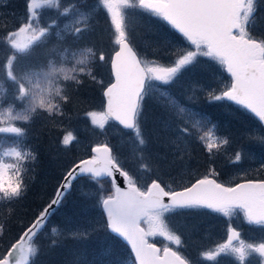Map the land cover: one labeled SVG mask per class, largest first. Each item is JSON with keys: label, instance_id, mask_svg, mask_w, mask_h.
I'll return each mask as SVG.
<instances>
[{"label": "snow or ice", "instance_id": "obj_1", "mask_svg": "<svg viewBox=\"0 0 264 264\" xmlns=\"http://www.w3.org/2000/svg\"><path fill=\"white\" fill-rule=\"evenodd\" d=\"M83 3L87 4V0ZM96 3L106 11L114 30L112 42L116 48L110 58L94 46L74 51L71 48L58 51L54 47L48 53H37V48L59 27L55 19L48 24L39 23L38 9L54 8L60 17L72 18L55 32L58 40H63L65 34L78 40L89 31L95 9L82 10L75 2L62 6L61 0H26L25 22L5 33L9 52L3 65L4 78L0 79V134L16 137L17 146L0 151V205L11 206L23 198L27 189L23 176L25 162L36 158L31 149L20 146L26 129L17 126V122H31L41 110L53 120L62 117L63 106L70 100L63 82L80 85L83 75L103 84L102 80L97 81L90 65L110 63L112 80L103 91L105 109L87 112V117L101 130L109 121L131 130L141 160L146 144L141 122L148 99L154 100L160 109L158 120L172 133L170 142L176 145L181 159L186 154L181 142H190L192 138L209 153L229 144L228 138L216 135L217 125L208 116L195 118L200 114L193 113L169 91L201 57L215 62L230 78L221 89L209 88L206 99L233 102L264 124V31H259L257 24L264 0H96ZM130 9L143 10L166 22L186 42L178 52L176 48L169 49L172 59L168 66L140 57L125 30V17ZM52 54L58 55L59 61L50 58ZM41 55L45 57L43 63L39 62ZM9 83L10 98L6 88ZM257 139L264 145V136ZM75 140L76 136L68 131L60 143L67 148ZM91 151L93 155L89 159L80 160L64 173L50 202L15 236L8 235L7 218L0 220V248L3 249L0 264H35L41 251L38 242L41 230L80 176L99 185L97 202L106 214L100 229L127 241L134 254L133 264H196L168 245L158 248L149 242V237L160 236L180 245L181 236L171 226V217L180 212L207 209L229 220L242 214L248 225L264 231V180L225 186L218 182L216 170L210 168L194 182L175 190L159 179L140 183L141 177L126 170L107 143L97 144ZM5 158H12L13 162H6ZM241 160L242 151H237L232 162ZM140 167L148 171L146 164ZM117 177L123 178L126 187L117 183ZM105 181L110 186L107 189ZM52 232L56 234L57 229L53 228ZM88 236L87 229L66 230V238L75 241H84ZM58 243L56 239L51 241L52 246ZM253 253L258 255L259 264H264V239L246 243L241 239V232L229 222L226 240L203 251L201 256L218 264L222 254L231 255L239 264H245Z\"/></svg>", "mask_w": 264, "mask_h": 264}, {"label": "trees", "instance_id": "obj_2", "mask_svg": "<svg viewBox=\"0 0 264 264\" xmlns=\"http://www.w3.org/2000/svg\"><path fill=\"white\" fill-rule=\"evenodd\" d=\"M80 1L81 0H61V3L62 6H67L75 2L82 10L92 8L91 3L96 4V9L91 17L89 31L85 32L79 38L83 40L81 47L94 46L97 50L103 51L105 55L110 58L116 46L112 42L114 39V30L112 29L106 11L96 3V0H87V4H79ZM88 1L90 3H88ZM37 11L39 14V23L48 24L54 19L58 20L59 23V27L54 29L53 33L48 38V40L52 38L50 44H48L49 41L47 40L48 43L47 41L44 43L45 48H37V53H48L54 47L58 51H62L64 48H71L74 51L79 48V39L73 40L64 37L63 40H58L55 35V32L60 31L66 23L71 22V17H60L54 8L46 7L38 9ZM20 15L26 16V0H0V79L4 78L3 65L9 52L8 46L4 41V36L7 31H11L13 28L15 29L17 27L20 23ZM152 23L156 24L155 22ZM5 24L7 25L6 28L4 27ZM158 29L162 35L168 36L171 40L174 36L183 41L182 37L164 22H161V26ZM258 30L264 31V28L258 25ZM135 35L139 40L138 36L141 34H138L135 30ZM160 38L161 37L158 39ZM132 42L135 43V39H132ZM161 43V40L158 41L156 46H160ZM171 45V42L165 44L164 48L167 50V53ZM50 58L59 61V56L56 54H52ZM44 59L45 57L43 55L39 56L40 63H43ZM90 66L93 67V71L97 76V81L102 80L103 84L94 82L89 77L83 75L81 76L82 83L80 85H76L70 81L63 82L70 100L63 106L64 115L62 117L58 116L53 120L41 110L39 114L33 117L31 122H17V126H23L26 129L25 136L21 138L20 146L31 149L36 158L25 162L23 176L27 184V189L23 198L11 206L0 205V220L7 218L9 236H15L24 225L28 224L38 212L50 202L64 173L79 159L91 155L90 149L94 144L103 142L108 143L113 149V154L118 157L121 165L134 176L141 177L140 183H148L150 179H159L164 184H169L172 188H181L185 185L182 183V179L189 176V181H193L195 178L201 176L198 175L197 169H203L207 172L212 168V162L210 157H208V151L198 140L194 139L191 144V154L185 157L186 159L184 160L186 171L181 172L182 165H178L175 159L171 161V155L177 156L178 158L180 154L176 151V145L168 140V138L172 136V133L160 127V124L158 125L159 127L156 125L155 131L162 136L161 138H163V140L167 138L166 141H163L164 143H167L168 140L169 145L172 144L167 147L156 145L160 137L156 138V136L153 135L154 131L152 127H154V125L152 126V124H150V126H148L150 121L148 119L149 114L153 113L154 109L148 110V118L147 114L144 115L145 125L141 129L146 140L142 152L143 160L139 158L137 145L133 139L131 130H123L112 121H109L103 130L93 125L86 113L97 111L98 109L102 110V90L111 81V75L108 62ZM200 67L202 71L199 73V78L203 76L206 78L200 79L202 89L200 90L198 99L199 102H203L204 104L201 103L203 107H200L202 112L199 113L208 116L211 122L217 125V135L219 137L224 136L229 139V144L226 146L229 148H236L240 143L246 142L237 139V137L232 138V140L228 135H222L223 132H231L232 137L234 136L233 126L229 125L225 130L221 125V120L226 112L232 115V122H235V124L241 125L240 122H236L234 117L238 116L264 131L256 118L240 106L226 101L209 102L206 99V91H204L203 82L208 81L209 77L205 72L210 70H205V67L201 65ZM208 68L210 69L211 67ZM37 70L39 69L37 68ZM193 81L196 83L195 76H193ZM6 88L10 98L12 90L10 83L6 84ZM152 101L154 103V100ZM153 103L148 101L147 106ZM4 106L7 107V104ZM156 107V112L160 115L161 112L158 110L159 108L157 105ZM174 123L175 118L173 120V126ZM239 127L242 128V125ZM68 131L76 136V140L65 148L60 141L63 135ZM82 136L83 140L80 142ZM256 140L259 141L258 139ZM16 141L17 138L14 136L8 135L5 137L0 134V151H2L4 147L17 146ZM124 151L129 152V154H134L132 156L133 159L127 158ZM180 161H182V159H179L177 162ZM222 161L225 164L224 159H222ZM142 163L148 166V171L140 169ZM163 164L171 166L163 167ZM227 164L231 163L227 161ZM252 174L247 177H250ZM253 176L254 178H262L264 174L263 172H258ZM83 178L86 179L87 182L90 180L86 176H83ZM76 184L77 181L65 200L55 209L46 225L41 230L38 237L41 251L35 260V264H133L132 256L126 245L108 231L100 229V225L103 224L105 219L100 205H96L91 201V198H89L91 195L89 194L90 188H88V184H84L83 186L87 191H81L79 189L74 190ZM82 192L88 193V199L83 197ZM191 211L192 210H188L184 212L188 213ZM198 211L200 210L198 209L195 214H197ZM182 213L183 212L178 213L179 215L173 218L174 226L177 229L179 228L178 224L180 223V218L182 217L180 214ZM194 216H185L184 219L186 223ZM76 218H78L79 221ZM51 221H54L55 228L58 231L56 234L45 233ZM70 221L74 222L73 226L70 224ZM75 221H78L80 224L76 225ZM92 227L98 230L95 231L94 234H89L84 241H75L62 235V233H66V228H71L73 230H90ZM97 232L101 233L97 234ZM53 239L59 242L56 246L51 245ZM208 240L210 241V238H208ZM191 243L194 244L193 250L197 255L207 248L205 244L199 242H197L199 244L198 247H196L195 239H193ZM56 248L64 250V255L62 257L54 255L52 258H49L47 256L49 251ZM2 250L3 249L0 248V251ZM180 252L183 254L182 251ZM189 260L191 259L189 258ZM219 261H222V259Z\"/></svg>", "mask_w": 264, "mask_h": 264}, {"label": "rangeland", "instance_id": "obj_3", "mask_svg": "<svg viewBox=\"0 0 264 264\" xmlns=\"http://www.w3.org/2000/svg\"><path fill=\"white\" fill-rule=\"evenodd\" d=\"M80 3H83V0H81L79 4ZM88 3L90 2L88 1ZM91 6L92 8L96 9L95 3H91ZM263 9L264 7H262L260 11L262 12ZM19 17H21L19 24L24 23L25 16L20 15ZM152 22H155L156 24ZM161 22L163 21L151 16L148 13L143 12V10L130 9V10H127V14L125 17V30L131 40L135 39V43H133L134 47L136 48V50L138 51L142 59L148 62L155 61L164 66H168L169 61L172 59V57H170L168 53L166 52L167 50L164 48L165 44H167V42L168 43L171 42L172 45L170 47L176 48L178 52L180 48L186 46V43H184L178 37L173 36L171 40L168 36L162 35L158 29L161 26ZM257 24L261 25V21L257 20ZM135 30L138 34H141L140 36H138L139 40L137 39V36L135 35ZM159 37L161 38L158 39ZM160 40L162 41L161 45L156 46L158 44V41ZM168 57L170 60L168 59ZM203 58L204 57L199 58V61H200L199 64L201 66H204L205 70H210L208 72H205L209 78H208V81L203 82L204 91H207L209 88L221 89L227 83H229L228 78L226 77L227 76L226 73H224L223 69L220 68L219 65H217L213 61H210L208 58H204L206 60H204ZM208 67H211V68L209 69ZM194 70H195V73L193 74H196L194 75L196 79V83L193 81V76H192L193 74H190L192 71H189L183 78L179 77L176 83L171 86L169 91L173 96H175L178 99V101L181 104L191 109L193 113L200 114L202 112L200 107H203V105L201 104L203 102H199V99H198V95L200 93V90L202 89L200 79H205L206 77L203 76L199 78V73L202 71L201 67L198 68L197 72H196V69ZM197 79H198V82H197ZM189 97H193V99L190 100ZM148 100L151 103H153L152 99H148ZM150 109H154V111L153 113L149 114V118H148V110ZM97 111H103V110L98 109ZM156 111H157V107H156V103L154 102L153 104H150L149 106H147L144 112V115L147 114V118L150 120L148 123V126H150V124H152V126L154 125V127H152L154 131L153 135L156 136V138L160 137V140L156 142V145L158 146L162 145L164 147L171 146L172 143L169 145V142H168V140L170 141V138H168L167 143H164L163 141H166L167 138L163 140V138H161L162 136L157 134V132L155 131L156 125L158 126L160 124L158 120V117L160 115ZM201 116H203V114H200L196 116L195 118L198 119V118H201ZM234 117H235L236 122L241 123L242 128L239 127L241 126L240 124H235V122H232V115L229 112H226V114L223 116L221 120V123H222L221 125L225 128V130L229 125L233 126L234 136L232 137L231 132L230 133L223 132L222 135H225V136L228 135V137H230L231 139L237 137V139L243 140L246 142L240 143L238 147L236 148H229L226 145H222L218 150L213 149L212 153L208 152V155H209L208 157H210L211 162H212V168L216 170V172L218 173V177H221V179L217 177L218 180L224 183H232L233 181H239L241 179L254 178L252 176L258 172H263L264 174V167H262V165H264V145H261L260 142L256 140L258 137L264 136V131H262V129L257 128L256 125L246 122L241 117H238V116H234ZM144 125H145V122H144V116H143L142 122H141V129L144 127ZM159 126L162 127L161 124ZM217 129L218 128L216 127V134H218ZM221 138H225V137L221 136ZM194 139L195 138H192L190 142H181V148L186 150V154L184 155L182 159V163H184V166L182 167L181 172L186 171V164L184 160L186 159L185 157H187L188 155L190 156L191 154V150H192L191 144H192V141H194ZM82 140H83V136L80 142H82ZM9 147H12V146H9ZM9 147H4L3 150H6ZM237 151H242V160L239 163H233L232 161L234 160L235 153ZM124 153L126 154L125 156L127 158L133 159L132 156L134 154H129V152L127 151H124ZM218 153H220V156L218 155ZM180 155L181 154L178 155V158L181 160ZM171 157H172L171 161L175 159L176 163L178 164L177 161L179 159L177 158V156L171 155ZM222 159H224L225 164L223 163ZM5 160L6 162H13L12 158H5ZM227 161L231 164H227ZM169 166L171 165L163 164V167H169ZM250 174H252L251 177H247ZM189 182H191L189 181V176L182 179V183H184L185 185L188 184ZM87 184H88V188H90L89 194L91 195V197L89 198H91V201L94 202L96 205H99L97 202V192L99 190V185L96 184L95 181H92V180H89ZM104 187L105 189L110 187L106 181L104 182ZM76 189H79L81 191H87L86 189H84L82 184H76L74 187V190ZM175 189H179V188L176 187ZM82 193H83V197L88 199L87 198L88 193L86 192H82ZM197 210L198 209H194L191 212H188V213L183 212L182 214H180L182 215V217L180 218V223L178 224L179 225L178 227L183 228L187 224L184 219L185 216L187 215L194 216ZM178 215L179 214L177 213L174 216L176 217ZM174 216L171 217V226L175 234L182 236L183 242L180 245H175L174 243L165 240L163 237H160V236H156V237L158 238L159 242L163 243L164 245H168L170 247H174V246L178 248L180 247V250L183 252V254L189 257L192 261H195L196 264H217V262H210V261L203 260L201 253L197 255V253L193 250L194 244L191 243L192 242L191 239L192 238L195 239L196 247H198L199 243L205 244L207 248L202 250V252L212 249L218 243H222L226 240L227 225L229 222H231L233 227H236L237 230L241 232V239H243L246 243H258L261 241V239H264V231H261L258 226L248 225L246 221L244 220L242 214L234 215L231 218V220H229V218L225 217L223 214L214 213V212L212 213V215H209V217H211L212 219L218 220L217 225H212V224L211 226L208 225V227L210 228L209 231L203 234L202 236L201 235L194 236V237L185 239L182 232L179 230V228L177 229L174 226V222H173ZM196 224L197 226H199V224L203 225L205 224V221L202 220V218H199ZM48 226L49 228L47 229L45 233L53 234L52 229L55 228L54 221H51ZM191 227H195V226H191ZM194 230L195 228L191 229V232ZM62 235L66 236V233H62ZM208 238H210V241L208 240ZM159 242H155V243H159ZM220 259H222V261H219ZM218 264H239V261L236 260L234 256L222 254L220 257H218ZM245 264H259L258 255L253 253L250 257L246 259Z\"/></svg>", "mask_w": 264, "mask_h": 264}, {"label": "bare ground", "instance_id": "obj_4", "mask_svg": "<svg viewBox=\"0 0 264 264\" xmlns=\"http://www.w3.org/2000/svg\"><path fill=\"white\" fill-rule=\"evenodd\" d=\"M258 20H260L261 21V27H263L264 28V12L262 11H259V13H258ZM16 26V25H15ZM14 29V28H13ZM64 37L65 38H67V39H73L70 35H64ZM52 39V38H51ZM51 39H49L48 41H49V43H48V41H47V43L48 44H50V40ZM82 38L81 39H79L78 40V46L79 47H81V43H82ZM47 46V45H46ZM45 48V46L43 45L42 46V49H44ZM161 59V58H160ZM162 60V59H161ZM168 60V59H167ZM170 60V59H169ZM200 62V61H199ZM199 62L194 66V67H192V68H189L188 70H185L184 72H183V74L180 76V78H183L186 74H187V72H189V71H192L190 74H193V73H195V70L194 69H196V72H197V70H198V68L200 67L199 66ZM189 74V75H190ZM194 75H196V74H193L192 76H194ZM247 111V110H246ZM250 113V112H249ZM251 115H252V113H250ZM93 147V146H92ZM91 147V148H92ZM91 150V149H90ZM220 151V150H219ZM218 155L220 156V153H218ZM222 155V154H221ZM178 165H182V167L184 166V164L182 163V161H180V162H178ZM197 173H198V175H204L205 173H206V171L205 170H203V169H197ZM218 177V176H217ZM216 177V178H217ZM219 179H221V177H218ZM238 182H240V181H233L232 183H230L231 185H235V184H237ZM77 184H82V186H84V184H87V180L86 179H84L83 177H80V178H78V180H77ZM212 213L213 212H211V211H209V210H200V211H198V213L197 214H195V216L183 227V228H180V230H181V232H182V234H183V236H184V238L185 239H188V238H190V237H194V236H202L203 234H205V233H207L208 231H209V227H208V225H210L211 226V224L212 225H217L218 224V220H215V219H212L211 217H209V215H212ZM199 218H202V220H204L205 221V224H199V226H197V221H198V219ZM69 219V218H68ZM77 220H78V218H76ZM48 220H49V218H48ZM47 220V221H48ZM79 221V220H78ZM78 221H75V224L76 225H79V222ZM70 224L73 226V224H74V222L73 221H70ZM191 226H195V227H191ZM94 227H92V228H90V230H88V231H90L89 232V234H94V232L95 231H92V229H93ZM195 228V230L194 231H192L191 232V229H194ZM101 232H97V234H100ZM97 237H98V235H97ZM191 240H193V238L191 239ZM56 256V255H58V256H60V257H62L63 255H64V250H62V249H52V250H50L49 251V253H48V257L50 258H52V256Z\"/></svg>", "mask_w": 264, "mask_h": 264}, {"label": "water", "instance_id": "obj_5", "mask_svg": "<svg viewBox=\"0 0 264 264\" xmlns=\"http://www.w3.org/2000/svg\"><path fill=\"white\" fill-rule=\"evenodd\" d=\"M115 51V50H114ZM114 51L112 52V54L114 53ZM111 72V71H110ZM109 84V83H108ZM107 84V85H108ZM106 85V86H107ZM106 86L104 87V89L106 88ZM104 89H103V91H104ZM103 91H102V95H103ZM104 98V97H103ZM105 107H106V101H105V98H104V108L103 109H105ZM254 115V114H253ZM257 118V117H256ZM258 119V118H257ZM115 122V121H114ZM117 123V122H116ZM118 124V123H117ZM119 125V124H118ZM263 125V127H264V124H262ZM120 127H122V126H120ZM96 146V145H95ZM94 147V146H93ZM92 149V148H91ZM92 152V151H91ZM93 154V153H92ZM91 156H89V157H86V158H83V159H81V160H84V159H89ZM80 161V160H79ZM78 161V162H79ZM77 162V163H78ZM246 181H248V180H241L240 182H238V183H243V182H246ZM252 181H262V180H252ZM117 183L123 188V187H126V183L123 181V178H121V177H117ZM226 186V185H225ZM234 186V185H233ZM177 190H180V189H177ZM103 210V209H102ZM104 213V212H103ZM104 216H105V219H106V214L104 213ZM113 234V233H112ZM115 235V234H114ZM115 236H117V235H115ZM117 237H119V236H117ZM128 247H129V249H130V251H131V246L127 243V241H125L122 237H119ZM157 247V246H156ZM131 253H132V251H131ZM132 256H133V259H134V254L132 253Z\"/></svg>", "mask_w": 264, "mask_h": 264}]
</instances>
